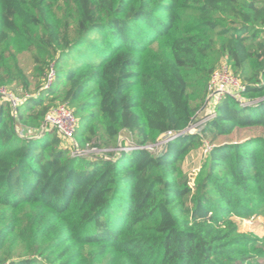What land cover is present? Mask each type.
<instances>
[{"label":"trees","instance_id":"trees-1","mask_svg":"<svg viewBox=\"0 0 264 264\" xmlns=\"http://www.w3.org/2000/svg\"><path fill=\"white\" fill-rule=\"evenodd\" d=\"M223 60L242 101L222 94L151 151ZM2 87L19 102L0 106V264H264V236L235 219L264 216V0H0ZM59 103L81 154L54 128L17 130ZM122 131L136 148L117 150ZM206 143L193 179L182 162Z\"/></svg>","mask_w":264,"mask_h":264},{"label":"built area","instance_id":"built-area-1","mask_svg":"<svg viewBox=\"0 0 264 264\" xmlns=\"http://www.w3.org/2000/svg\"><path fill=\"white\" fill-rule=\"evenodd\" d=\"M54 73H55L54 69H51L50 73L48 74L46 87H48L53 81ZM242 89L243 86L240 83L239 79L232 72L230 65L227 62H224L214 70L210 78L208 84V91H209L208 100L209 101L212 100L216 102L219 100L222 94L227 93L230 94L235 99H237L238 101H242V94H241ZM3 100L11 101L14 109L16 108V105L19 102V99L17 100L14 94L11 93L6 87L0 88V105ZM212 116L213 115H210V117ZM77 126H78V120L73 109L69 107V105L66 103H59L51 107V109L47 113L45 122L43 123L42 129L40 131V135L44 134L48 128H54L56 129L58 134L63 136L64 138L74 139L76 153L81 154L82 152L78 149L76 140L74 138V134L76 132ZM201 127L197 128V131L200 130ZM191 129H192V124H191ZM189 132H196V131L190 130ZM182 133L183 131L179 133L168 131L167 133H165L162 136V138L159 140V142L156 145H154L156 146V150L154 152L158 153L159 151H161L163 144H166L169 140L182 135ZM136 147L137 146L135 145L132 148H136ZM211 148L212 146L209 143H206L205 152L208 153ZM88 149L86 150V152H89ZM93 152L95 153L97 151L94 150Z\"/></svg>","mask_w":264,"mask_h":264},{"label":"rangeland","instance_id":"rangeland-1","mask_svg":"<svg viewBox=\"0 0 264 264\" xmlns=\"http://www.w3.org/2000/svg\"><path fill=\"white\" fill-rule=\"evenodd\" d=\"M29 57H30L29 54H24L22 56V59H23L24 65L30 70L33 64L32 62L29 61ZM224 62H226V60H223L222 63L219 64V66L223 64ZM214 107H215V102L212 100L209 101L208 96H207L205 103L199 109V111L197 112V115L194 117L191 123L192 124L191 130L197 131V128H200L202 125H204L205 124L204 122L209 119L210 115H214V109H215ZM13 113L15 114V111H13ZM17 130L21 136L26 135V136H32L33 138H36L40 135V132L36 131L35 129H30L26 131L21 124H17ZM244 134L238 133L229 140L245 139V138L254 136L257 133L251 131V132H248L247 134L246 133ZM65 140L66 142H64V146L69 147V148L74 147L75 145L74 139H65ZM135 145L136 143L133 140L131 133H129L128 131H122L118 139L117 150H123L124 148L130 149ZM149 149L154 152L156 150V146L150 145ZM94 150H96L97 152L94 153L93 152ZM88 151L89 152H86L85 155L94 157L95 155L97 156V154L100 155L99 151H101V149L90 145ZM206 156H207V153L205 152V148L204 146H201V147L195 148L187 156L184 162H182V167L189 175L192 176L193 179H195L197 175L200 174L202 170V165L205 161ZM235 219L239 222L242 232H248L253 235L260 236V237L264 236V216H251L250 218H242V217L236 216Z\"/></svg>","mask_w":264,"mask_h":264},{"label":"water","instance_id":"water-1","mask_svg":"<svg viewBox=\"0 0 264 264\" xmlns=\"http://www.w3.org/2000/svg\"><path fill=\"white\" fill-rule=\"evenodd\" d=\"M191 130V124L183 131L182 135L184 134H187V133H190L189 131ZM163 141V140H161ZM150 146H148L149 148ZM165 148H166V144H163L162 148H161V151H159L158 153L159 154H162L164 151H165Z\"/></svg>","mask_w":264,"mask_h":264}]
</instances>
